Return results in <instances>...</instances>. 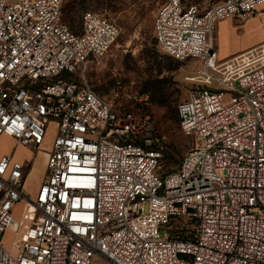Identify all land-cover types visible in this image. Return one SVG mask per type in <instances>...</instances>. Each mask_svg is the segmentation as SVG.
<instances>
[{"label": "built area", "instance_id": "built-area-1", "mask_svg": "<svg viewBox=\"0 0 264 264\" xmlns=\"http://www.w3.org/2000/svg\"><path fill=\"white\" fill-rule=\"evenodd\" d=\"M68 1L0 0V137L38 152L54 125L34 196L24 164L0 156V264H264V40L225 58L214 40L219 21L264 0L158 7L156 45L200 64L177 105L192 143L164 175L154 119L114 101L147 98L117 81L107 100L85 80L119 26L85 9L75 32Z\"/></svg>", "mask_w": 264, "mask_h": 264}, {"label": "rangeland", "instance_id": "rangeland-1", "mask_svg": "<svg viewBox=\"0 0 264 264\" xmlns=\"http://www.w3.org/2000/svg\"><path fill=\"white\" fill-rule=\"evenodd\" d=\"M163 1L69 0L62 11L63 21L75 32L79 29L80 13L85 9L100 13L119 26L120 33L114 44L103 56L87 66L85 80L96 94L107 100L113 99L111 89L117 81L127 94L147 98L135 104L127 101L129 100L127 97L124 101L119 99L114 101L117 104L120 102L128 104L137 112L149 114L154 119L161 142L159 162L162 175L177 168L191 146V138L181 132L176 108L178 103L188 96L189 90L197 84L194 78L200 69L199 63L193 60L176 61L156 45L153 19ZM190 1L205 6L212 5L218 0ZM255 16L252 21L229 19L230 22L219 21L216 24L214 40L215 44L218 43L219 57L228 51L238 54L264 36L260 30L264 28V11L258 12ZM53 129L54 125L50 123L44 143L40 147L42 150L38 152L15 146L8 137H0V156L13 152L14 157L24 164L25 171L28 172L25 188L30 197L35 195L43 180L54 136ZM21 209L22 203H19L14 212L15 217H19ZM4 238L8 246L10 235L5 233ZM93 264L107 263L96 258Z\"/></svg>", "mask_w": 264, "mask_h": 264}, {"label": "crops", "instance_id": "crops-1", "mask_svg": "<svg viewBox=\"0 0 264 264\" xmlns=\"http://www.w3.org/2000/svg\"><path fill=\"white\" fill-rule=\"evenodd\" d=\"M259 13H261V12H259ZM256 14H258V13H256ZM256 14H254L253 16H251L250 18H248L247 19V21H252V20H254L255 19V15ZM227 21H229L230 22V20L229 19H224V20H222V21H220V23L221 22H227ZM246 21V20H245ZM260 27V26H259ZM216 28V27H215ZM262 29H264L263 27L262 28H260V30L261 31H263V34H264V30H262ZM217 30V29H216ZM264 40V36L262 35L258 40H256V41H254L252 44V46H254L255 44H257V42H262ZM252 46H250V47H248V48H246V49H244V50H247V49H249V48H251ZM216 47L218 48V43H216ZM244 50H242V51H244ZM218 52V51H217ZM237 53V52H236ZM232 54H235V52H233V51H228V52H226V53H223L222 54V56L220 55V58H225V57H228V56H230V55H232ZM218 56H219V54H218ZM10 139V138H9ZM13 143H15L14 142V140H12V139H10ZM6 154V153H5Z\"/></svg>", "mask_w": 264, "mask_h": 264}, {"label": "trees", "instance_id": "trees-1", "mask_svg": "<svg viewBox=\"0 0 264 264\" xmlns=\"http://www.w3.org/2000/svg\"><path fill=\"white\" fill-rule=\"evenodd\" d=\"M190 1V0H189ZM219 1V0H218ZM217 1V2H218ZM164 2V1H163ZM63 20V19H62ZM154 41H155V39H154ZM156 43V42H155ZM171 57V56H170ZM171 58H173V57H171ZM174 59V58H173ZM176 60V59H175ZM176 61H178V60H176ZM176 111H177V108H176ZM177 117H178V114H177Z\"/></svg>", "mask_w": 264, "mask_h": 264}]
</instances>
